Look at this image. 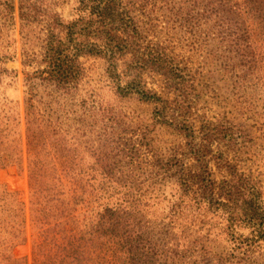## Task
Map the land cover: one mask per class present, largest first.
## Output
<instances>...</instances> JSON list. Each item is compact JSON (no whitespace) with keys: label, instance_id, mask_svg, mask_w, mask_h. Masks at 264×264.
<instances>
[{"label":"rangeland","instance_id":"obj_1","mask_svg":"<svg viewBox=\"0 0 264 264\" xmlns=\"http://www.w3.org/2000/svg\"><path fill=\"white\" fill-rule=\"evenodd\" d=\"M81 1L0 0V264H77L69 235L81 264H264V0H120L112 40ZM53 25L81 55L67 86ZM59 209L72 231L45 232Z\"/></svg>","mask_w":264,"mask_h":264},{"label":"trees","instance_id":"obj_2","mask_svg":"<svg viewBox=\"0 0 264 264\" xmlns=\"http://www.w3.org/2000/svg\"><path fill=\"white\" fill-rule=\"evenodd\" d=\"M90 7L93 12L90 13V15H87L86 9ZM78 11H80V13L79 18L76 21H81L83 23H86V21H88L90 24L95 23L96 25H100V27H102V30H98L97 35L95 34L98 40L106 38L103 37L106 35L109 36L110 40H112V38H121L119 34L123 31V29L127 28V25L130 22L127 15L124 14L121 10L120 0H83L81 1V5ZM87 17H89L90 20H88ZM62 22L63 19L61 17L58 18L57 25H60L62 28H64V26H62ZM51 28L52 29L49 30L48 42L46 45V51L44 53V62L47 64V68L44 72L48 73L49 80L57 82L60 86H67L71 83L79 81L80 77L83 74V68L81 67V64L79 62V58L81 55H79V53L73 51L72 49V47L78 46L75 42L76 39L74 38L73 31H69L67 33V37L69 36V38H64V30H62V28L60 29V31L59 29L57 30L56 25H53ZM158 61V67L165 70V76L169 78L167 73L172 71L175 67L174 62L166 54L160 57ZM132 63H137V60L133 58ZM118 80L120 82L118 84H121V75L118 76ZM131 84V82L127 83L128 86H130ZM126 90L128 91L129 89ZM119 93L122 94L121 91H119ZM60 212L65 213L64 210L60 209L58 213H53L52 219L54 220V222L52 221L49 223L54 226L49 227L47 230H45V232H55L54 230L58 228L61 229V234L72 231V229H69L71 228L69 227V224H71L72 219L70 220L69 217L61 219L67 215L61 216ZM259 217L260 215L255 213L253 219H259ZM84 226H86V229L83 230L84 233L89 235V240L94 241V234L96 232L97 226L92 221H85ZM261 231L262 229L254 230V234L257 239L258 236H260ZM56 241V238L51 239V242L54 243V246H57V244L55 243ZM76 241H78V239H76L75 236L69 235L68 244L66 246H69L70 249L68 250L67 247H65L64 250L71 251V253H63V260L70 257L72 260L77 261V264H81L82 262H85V260H87L86 253L83 251L81 244H76ZM86 248L88 249V244H86ZM58 249H60V246H57V250ZM59 257V253H56L52 256V259H54L53 264H57V260ZM7 264H27V259H17L14 257H9L7 259Z\"/></svg>","mask_w":264,"mask_h":264}]
</instances>
